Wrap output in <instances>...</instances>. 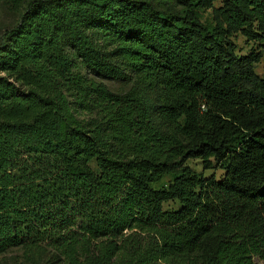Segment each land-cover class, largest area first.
Returning <instances> with one entry per match:
<instances>
[{
  "label": "trees",
  "instance_id": "obj_1",
  "mask_svg": "<svg viewBox=\"0 0 264 264\" xmlns=\"http://www.w3.org/2000/svg\"><path fill=\"white\" fill-rule=\"evenodd\" d=\"M213 1L0 0L17 18L0 31V256L82 264L81 245L89 264L120 249L121 264L264 262V76L230 39L264 46V0H222L201 21ZM97 23L139 76L126 93L87 77L102 63ZM156 84L154 107L179 137L150 118ZM193 158L223 177L192 172ZM171 199L180 208L163 210ZM133 229L150 232L117 243Z\"/></svg>",
  "mask_w": 264,
  "mask_h": 264
},
{
  "label": "rangeland",
  "instance_id": "obj_2",
  "mask_svg": "<svg viewBox=\"0 0 264 264\" xmlns=\"http://www.w3.org/2000/svg\"><path fill=\"white\" fill-rule=\"evenodd\" d=\"M222 6V0H214L212 2V7L202 8L199 11V18L201 21L206 23H212V8H219ZM16 15L10 12L6 7L0 6V31L4 28L12 26L16 22ZM97 27L90 30L91 36L97 45L98 55L102 61L98 68L91 70L87 77L93 79L95 82L103 84L109 91L113 93H126L133 87L138 86V74L131 71L130 64L121 58L116 50L115 36H113L114 30L104 23H97ZM230 39L235 43L236 50L235 53L237 56L252 55L254 58V71L257 75L264 76V46L257 40L247 39L243 32L236 31L233 32L230 36ZM85 71H83L84 73ZM162 93L160 85H154L147 89L146 95L150 104V118L156 124V126L161 130L162 133L179 137V134L176 133V130L170 125L168 121L163 119L154 107L157 97ZM95 115L81 113L79 115L80 119L88 120L93 118ZM190 170L196 174L202 175L204 178L213 176L216 180H220L224 175V170L221 169L217 164L209 169H203L201 160L198 158L187 159L185 161ZM94 167L93 164H91ZM174 172L164 174L162 178L153 184V187L156 189L166 188L170 183H172L174 178ZM162 208L165 211H174L180 208V203L175 200H167L163 202ZM137 232V236L131 238H146L147 233L150 231H139L137 229L125 230L124 234L116 238L117 243L133 233ZM75 254L78 257V260L82 264H89V257L87 251L81 246H77L74 250ZM41 255V254H40ZM128 258L127 251L125 249L118 250L114 257L112 264H121ZM39 264H55L53 260L50 259V254L46 253L41 256H38ZM260 264H264L259 260H256ZM0 264H34L25 260L22 257V249L20 247L9 249L7 252L0 256ZM60 264V263H58ZM158 264H181L179 260L173 258H164L161 259Z\"/></svg>",
  "mask_w": 264,
  "mask_h": 264
}]
</instances>
